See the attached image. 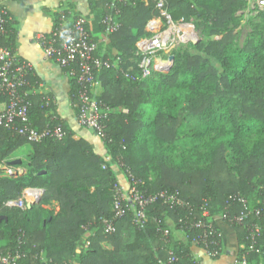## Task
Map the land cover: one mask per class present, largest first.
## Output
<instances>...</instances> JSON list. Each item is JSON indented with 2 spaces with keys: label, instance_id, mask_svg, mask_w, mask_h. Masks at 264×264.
<instances>
[{
  "label": "trees",
  "instance_id": "16d2710c",
  "mask_svg": "<svg viewBox=\"0 0 264 264\" xmlns=\"http://www.w3.org/2000/svg\"><path fill=\"white\" fill-rule=\"evenodd\" d=\"M246 2L167 0L174 19L193 22L196 15H210V25L203 31L193 23L200 39L186 45L196 48L202 45L203 36L209 37L204 51L214 55L224 72L220 81L240 100L239 114L231 110L228 102L210 110L205 124L207 135L199 152L196 147L179 149L175 140L183 127L185 111L200 112L208 106V100L186 110L180 102L192 101L198 83L216 75L217 68L205 56L186 55V69L179 75L178 55L173 50L169 71L140 79L135 46L140 37L149 34L146 22L158 15L154 0L98 1L101 30L105 31L103 17L116 8L119 23L108 34V51H95L104 59H121L115 67L97 74L100 91L96 98L107 113L104 121L108 140L103 144L109 159L84 138L74 137L73 130L53 110L50 95L28 94L32 124L41 129L50 122L60 123L65 134L61 139L47 137L28 142L15 130L0 126V165L8 163L12 153L28 144L25 157H17L25 168L22 172L9 175L0 168V216L8 217V222L0 221L1 252H20L18 264H42L41 254L54 264H156L171 247L178 262L188 264L193 259L191 248L203 247L201 241L193 240L199 239L200 229L189 225L202 218V211L207 209L210 214L221 213L235 230L238 243L243 245L238 254L247 252L252 264H264V255L246 251L250 244L248 226L258 223L264 227V152L252 150L245 142V148L240 146L241 140L264 138V38L259 48L250 39L237 48L233 45L235 30L228 26L237 21V13ZM256 15L264 16V9ZM13 24L10 19L0 41L11 50L15 46ZM69 69L61 67L68 78L69 101L76 116L78 94L84 85L77 81L78 71L72 76ZM26 77L30 86L39 84L32 68ZM172 91L177 97L170 98ZM4 102L0 97V109ZM149 105L153 109L150 116L146 113ZM52 115L56 118L52 119ZM116 168L126 182L134 177L147 193L177 192L184 206L158 199L147 205L142 227L135 226L130 210L125 217L113 220L115 232H103L102 220L113 215ZM28 187L43 189L38 203L23 209L2 207L6 199L19 196ZM239 196L248 205L241 223L232 220L243 211ZM48 201H56L58 210L42 206ZM167 219L184 233V241L174 239L170 231L164 234ZM213 225L217 228L214 221ZM83 245L86 249L81 250ZM255 246L264 250V231L256 237Z\"/></svg>",
  "mask_w": 264,
  "mask_h": 264
},
{
  "label": "built area",
  "instance_id": "2783aa9c",
  "mask_svg": "<svg viewBox=\"0 0 264 264\" xmlns=\"http://www.w3.org/2000/svg\"><path fill=\"white\" fill-rule=\"evenodd\" d=\"M122 1V0H120ZM112 8L114 4H111ZM154 6L158 15L146 22V30L149 34L140 37L135 46V56L138 66V77L147 79L153 76L155 72L165 73L170 70L174 61L173 50L181 44L195 43L200 39L199 32L192 21L183 18L174 19L168 9L167 0H154ZM114 9V8H113ZM249 15H256L264 9L262 0H248L246 8ZM117 8L113 13L105 15L102 23L105 25V31L109 34L112 30L118 28ZM11 19L6 6L0 2V41L5 34V25ZM86 19L79 14L72 18H66L61 15L57 17V22L47 34H38L37 40L41 45L44 55L54 60L60 67L69 66L68 74L74 76L78 71L77 81L84 85V88L78 94V113L76 123L82 128L91 130L102 142L107 139L105 132L106 112L103 111V105L96 98V88L99 86L97 74L105 69L115 67L120 63V58H102L95 55L98 43L95 41L88 28ZM31 65L19 58L13 50L4 47L0 43V97L5 102L0 109V126L13 129L16 133L26 139L28 142H40L47 137L61 139L65 131L60 123H48L43 128L35 127L29 118L30 101L28 94L33 93V87L27 80V73ZM131 77L132 75L125 74ZM56 118L55 115L51 116ZM108 140V139H107ZM106 160H108L106 158ZM104 167V165H103ZM7 172L15 174L16 170L9 168ZM130 175V173H129ZM112 197V218L103 219V232L113 233L116 230L114 219L125 217L128 211H132L133 222L135 226L142 227L146 221L147 205L160 199L165 203L176 206H184V201L178 196L177 192L159 191L147 193L139 187V182L130 176L129 181L122 184L116 181L113 186ZM39 192L28 188L27 194L32 199H38ZM25 192L15 198L6 199L2 207L23 209L26 206ZM238 202L241 203L243 211L232 217V220L241 223L248 210L247 201L239 196ZM222 215V214H221ZM199 220L190 223L189 226L200 229L199 239L201 241L204 254L215 258L222 252V242L220 232L213 225V219L209 211L203 210ZM223 218V216H222ZM264 231L258 223L248 226L250 244L246 251L264 255V250L256 245V237ZM164 234H169V230L164 229ZM88 242H85L87 246ZM21 253L18 251H0V264H18ZM192 261L188 264H199V260L192 256ZM178 257L171 247L167 249L165 258H158L156 264H181ZM42 264H54L50 259L40 256ZM233 264H252L247 256V252L238 254ZM262 264V263H259Z\"/></svg>",
  "mask_w": 264,
  "mask_h": 264
},
{
  "label": "crops",
  "instance_id": "0c3cea01",
  "mask_svg": "<svg viewBox=\"0 0 264 264\" xmlns=\"http://www.w3.org/2000/svg\"><path fill=\"white\" fill-rule=\"evenodd\" d=\"M98 1L100 0H0L6 6L14 23L16 32L13 52L31 65L32 72L39 79V84L33 87V93L50 95L54 100L53 110L73 130L74 137L84 138L91 144L93 149L109 159V155L105 154L103 142L91 130L77 125L76 116L69 101L68 78L54 60L44 55L43 49L37 40L38 34H47L51 31L57 17L63 15L66 18H72L74 15L79 14L86 19L89 32L98 43V49L101 53H105L108 51L109 38L108 33L101 30ZM99 91L100 87L97 86L96 92ZM13 154L15 153L10 155L8 163L5 162L0 165L4 172H7L9 168L16 170V173L25 169L20 165L21 159L16 156L12 157ZM13 160H20V163L11 164ZM115 170L118 178L123 176L121 170H118V168ZM7 174L15 175L8 172ZM28 188L22 192L27 194ZM33 190L40 191L37 194L39 197L38 199H32L27 194L26 206H31L40 201L43 189L33 187ZM42 206L54 211L59 208L56 201H48ZM210 215L220 232L222 252L219 256L212 258L205 255L201 248L194 246L191 248L192 256L199 260V264H233L243 245L238 243L235 230L223 220L221 213L214 212ZM1 220L8 222L7 215H1ZM166 224L174 239L185 240L184 233L176 229L170 219L166 220ZM41 256L45 257L44 254H41ZM75 261L77 262V257H75Z\"/></svg>",
  "mask_w": 264,
  "mask_h": 264
},
{
  "label": "rangeland",
  "instance_id": "374dc122",
  "mask_svg": "<svg viewBox=\"0 0 264 264\" xmlns=\"http://www.w3.org/2000/svg\"><path fill=\"white\" fill-rule=\"evenodd\" d=\"M247 1V0H246ZM248 4L242 7V11L237 13L236 22H230L228 26L233 27L235 30V37L233 41V45L237 48H241L247 40H252L255 47L259 48L261 45V41L264 38V16L263 15H249L247 8ZM193 23L196 24V27L203 31L207 26L210 25V15L207 14H199L192 18ZM209 37L203 36L202 45L194 48L189 47L186 44H181L177 48H175V52H177V64L180 65L179 75L186 69L184 66L185 56L186 55H195L200 54L205 56L212 66L217 68V73L214 76L207 78L205 81L198 83L196 91L192 93L193 99L190 102L180 103L183 109L187 108H196L201 106L205 101L208 100V106L203 108L200 112L194 113L190 111H185V116L182 121V128L176 137L175 145L179 149L184 148H198V151H202L203 148L199 147L203 141V138L207 135V130L205 124L208 122L210 118L211 111L215 110L221 104L228 102L232 111L236 114L240 113L241 105L240 100L235 96L231 89L227 88L224 82L220 81V77L224 74L222 71L220 64L215 60L214 55L210 53H206L204 48L206 44H208ZM176 64V67H177ZM193 82L196 81V76L193 74L192 76ZM216 86H218L219 91L217 92ZM234 85H232L233 88ZM176 90V89H175ZM220 92V93H219ZM223 92V93H222ZM217 93V94H216ZM212 96V98H209ZM177 97L176 92L172 91L170 93V98ZM153 109L151 105L146 108V113L149 116L152 114ZM254 150V151H263L264 152V138H250L247 140H241L240 146L245 148V143ZM28 144H25L22 148L18 150V152H14L15 154L12 157H22L24 158L27 154ZM118 181L125 185V177L124 175L118 178ZM85 244V243H84ZM86 249L81 246V250Z\"/></svg>",
  "mask_w": 264,
  "mask_h": 264
},
{
  "label": "water",
  "instance_id": "95a60500",
  "mask_svg": "<svg viewBox=\"0 0 264 264\" xmlns=\"http://www.w3.org/2000/svg\"><path fill=\"white\" fill-rule=\"evenodd\" d=\"M20 163V160H13L12 162H11V164H19Z\"/></svg>",
  "mask_w": 264,
  "mask_h": 264
},
{
  "label": "snow or ice",
  "instance_id": "6c2138e0",
  "mask_svg": "<svg viewBox=\"0 0 264 264\" xmlns=\"http://www.w3.org/2000/svg\"><path fill=\"white\" fill-rule=\"evenodd\" d=\"M262 2H264V0H262Z\"/></svg>",
  "mask_w": 264,
  "mask_h": 264
}]
</instances>
